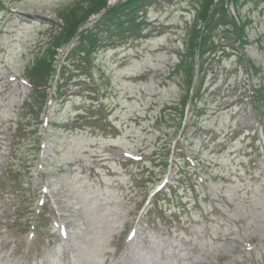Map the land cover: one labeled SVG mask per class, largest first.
<instances>
[{"label": "rangeland", "instance_id": "374dc122", "mask_svg": "<svg viewBox=\"0 0 264 264\" xmlns=\"http://www.w3.org/2000/svg\"><path fill=\"white\" fill-rule=\"evenodd\" d=\"M200 1L146 0L121 25L90 16L55 50L34 118L27 73L77 0H0V264H264V0L228 4L245 39L206 53L188 91ZM152 240L174 243L168 258Z\"/></svg>", "mask_w": 264, "mask_h": 264}, {"label": "trees", "instance_id": "16d2710c", "mask_svg": "<svg viewBox=\"0 0 264 264\" xmlns=\"http://www.w3.org/2000/svg\"><path fill=\"white\" fill-rule=\"evenodd\" d=\"M239 1L241 0H201L199 6L196 7L195 13L197 14V17L195 21H203L204 27L201 29L195 25L191 28V33L188 34L186 38V51L181 55V59L179 61L180 68H182L183 71H185L187 74L186 83L188 91L191 87L190 85H192V79L189 77V75H192L193 72H195V68L198 71V75L203 73V62L206 53L216 55L218 50L220 51L221 49L225 48L233 49L231 43H242L244 41L246 36L245 22L238 18V11H236L237 15H231L227 7L229 3H232V5L235 7L239 3ZM145 2L146 0H121L115 5H109L108 0H77V2L73 4V6L65 10L61 15V29L63 30L57 31L59 38H61L62 40L59 39V42L57 40L55 42H52L48 47L46 54L42 57L37 58L30 68L29 73H27L31 79L30 83L33 86V92L30 99L34 96L33 98L40 100L38 109H34V113L29 114H31L34 118H38L40 110L45 104V99L47 97V92L45 90L48 88V83L53 78L52 72L54 70V59H52V57H54V54L56 52L55 50L60 47L61 43H68L69 37H72L74 35V33L76 32L75 30L78 26L82 27L86 25V22L88 21L90 16L98 14H100L101 16L107 15L108 17L111 15L113 17L112 19L119 17L120 14L126 15V19L123 18V16L120 21L116 20V22L121 25L124 22L123 20H130L134 18L136 13L140 10ZM77 6L82 7H78L77 9ZM116 28L117 31L120 29L117 26ZM219 28H224V31L222 32L219 39H215L214 35L212 36V33ZM84 38L88 40L91 39V48L95 49L97 46H99V38H92L91 35L90 37H84L82 35L81 37H79V40L83 42ZM224 41L226 42V46L222 48L221 43ZM83 46H85V44H83ZM70 52L73 53V51ZM92 52L93 50L89 49L88 47L87 53ZM195 54L198 57V61H196V67H194ZM46 55L49 56L46 57ZM244 55L245 53H242V55L238 54V59L241 58L245 61V65H247L248 68L253 69L254 63L248 57L243 58ZM85 56L82 59L83 63L81 64V68L84 72L88 70V62H85ZM83 64L85 67H83ZM59 80L63 79L59 77ZM59 87H61V85H59ZM253 92L254 91L252 90V94ZM56 94L55 97L60 95V93L57 95ZM188 96L189 95L187 92V100ZM254 98L257 105H259L261 103L260 99L263 98V95L262 93L256 94L254 95ZM263 101L264 98L262 99V102ZM26 104L31 105V108L33 110V103L31 100H28ZM256 108H258V106H256Z\"/></svg>", "mask_w": 264, "mask_h": 264}, {"label": "bare ground", "instance_id": "6f19581e", "mask_svg": "<svg viewBox=\"0 0 264 264\" xmlns=\"http://www.w3.org/2000/svg\"><path fill=\"white\" fill-rule=\"evenodd\" d=\"M125 220L126 219L124 218L123 215H119L118 219L116 218V220H114V223H115L116 227L114 225L113 228H117L119 224H124L125 223ZM152 241H153V243H152L153 245L150 246V247H148L146 250H148L150 252L152 251L153 253L156 252V251L158 253H160L163 250L164 251L163 252L164 254L161 253L162 254L161 257L168 258V256L170 255L169 249L173 248L174 243H170L167 240H164L165 242H161L160 240H152ZM189 250H190V247H186L185 248V254L182 257L183 259L190 260L191 256L190 255L187 256V254L189 253ZM199 250H200L199 252L202 255H205L206 254L205 251H203L201 249H199ZM141 255H142L141 252L137 251V255H134L132 257H134L135 259H140L141 258ZM157 258L160 259V256H158ZM48 259L49 258L46 259V262H49L50 261ZM126 261H127V259H126ZM125 262L122 259H120V260H116L114 262H110L109 264H125ZM7 263L8 264H14L11 259H8V262ZM52 263L57 264V262L55 260H52ZM141 263L142 264H152V263H147V261L146 260H143V259H141ZM190 264H199V261L192 260V261H190ZM200 264H203V263L200 262Z\"/></svg>", "mask_w": 264, "mask_h": 264}]
</instances>
